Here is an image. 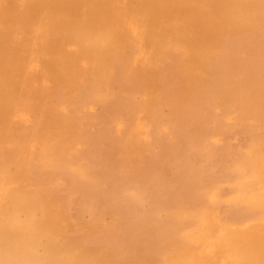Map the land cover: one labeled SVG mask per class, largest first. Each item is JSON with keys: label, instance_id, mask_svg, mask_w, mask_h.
Masks as SVG:
<instances>
[{"label": "bare ground", "instance_id": "6f19581e", "mask_svg": "<svg viewBox=\"0 0 264 264\" xmlns=\"http://www.w3.org/2000/svg\"><path fill=\"white\" fill-rule=\"evenodd\" d=\"M0 264H264V0H0Z\"/></svg>", "mask_w": 264, "mask_h": 264}, {"label": "rangeland", "instance_id": "374dc122", "mask_svg": "<svg viewBox=\"0 0 264 264\" xmlns=\"http://www.w3.org/2000/svg\"><path fill=\"white\" fill-rule=\"evenodd\" d=\"M249 48L240 45V46H228V52L227 55L232 56L233 59H240L241 62H234L231 64V70H237L238 64H250L252 59L249 54ZM127 91V90H126ZM135 89L129 90V92L126 94L128 97L133 98L134 100H140L141 96L139 93H133ZM182 94V93H181ZM168 108H163L164 112H167ZM76 117L81 120V122L84 124L86 129H83L86 132L89 133H95L102 131L104 132L108 137L114 138L118 142L124 141L123 139L128 136V132L132 129L133 126H135L136 117H132L129 113L123 112L120 117L117 118V123L112 125H103L99 126V119L98 117L105 115L104 105L99 102H86L84 103L75 113ZM143 115V112H139L138 116ZM232 121L234 120L231 119ZM85 133V132H84ZM161 133L163 137L168 139V142L170 145H175L178 143V138L174 133V130L169 125H164L161 128ZM161 136L155 137L153 140V144L150 146L153 151H159L161 148L162 140L158 141ZM238 137H233L232 141L234 143L239 142ZM177 142V143H176ZM168 144V143H167ZM222 189L224 191L231 190L234 187H236V183H230V184H222ZM222 206L225 208L228 206V204L223 203ZM85 217L88 218V214H85Z\"/></svg>", "mask_w": 264, "mask_h": 264}]
</instances>
